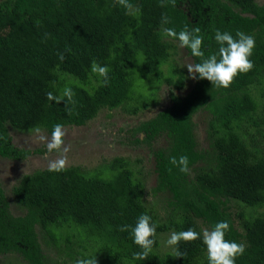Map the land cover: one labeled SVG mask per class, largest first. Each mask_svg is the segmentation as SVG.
Wrapping results in <instances>:
<instances>
[{
    "label": "trees",
    "instance_id": "16d2710c",
    "mask_svg": "<svg viewBox=\"0 0 264 264\" xmlns=\"http://www.w3.org/2000/svg\"><path fill=\"white\" fill-rule=\"evenodd\" d=\"M129 2L131 10L114 0H0V157L21 160L29 153L13 144L8 125L24 132L44 128L52 134L56 124L85 125L102 108L139 99L144 107L155 104L160 83L182 89L184 75L170 59L178 39L165 36V28L177 33L185 26L189 31L199 28L205 58L217 54L219 59L216 30L234 38L237 31L251 35L253 69L239 74L227 89L197 78L187 94L171 92V105L134 130L144 133L134 141L149 146L158 137L168 139L153 152L157 181L151 193L168 195L164 211L172 216L169 223L146 205L144 179L126 157H114L92 170L38 169L13 187L26 209L23 215L10 210L0 184V256L19 254L28 264H61L45 251L42 229L57 247L64 243L82 252L99 247L113 264H208L203 230L228 221L225 239L245 246L235 264H264V210L248 215L230 205L233 200L264 208V3L176 0L172 7L170 0ZM165 15L170 23L162 22ZM185 49L194 65L201 62ZM93 61L109 69L106 84L91 71ZM149 79L158 82L151 95L142 83ZM65 88L73 91L74 103L66 97L59 104L46 98L47 92L63 96ZM202 110L211 113L208 149L198 145L195 132L194 116ZM182 155L189 158L188 173L169 162ZM141 214L157 225L156 244L146 260H134L141 249L131 229ZM125 225L128 230L121 231ZM189 228L201 238L180 242L184 258H175L172 248L157 250L160 234ZM93 257L99 261L94 254L88 258Z\"/></svg>",
    "mask_w": 264,
    "mask_h": 264
},
{
    "label": "rangeland",
    "instance_id": "374dc122",
    "mask_svg": "<svg viewBox=\"0 0 264 264\" xmlns=\"http://www.w3.org/2000/svg\"><path fill=\"white\" fill-rule=\"evenodd\" d=\"M258 1L264 3V0ZM173 42L174 46L171 48L170 59L176 65L178 71L184 75L185 86L182 89H178L166 82L160 83L157 87V79L145 80L142 83L147 95H151L153 89L156 91L155 87L158 88L155 104L144 107L141 99L138 101L132 100L115 109H100L98 114L85 125L63 126V130L66 133L64 136V145L71 146V150L67 153V166H80L81 168L92 170L101 163L111 160L114 157H126L132 163V167L144 179L147 189V196L145 198L146 205L158 213L159 217L162 216V220L166 223H169L172 218V216H168V213L164 211L168 195L165 193L154 195L151 193V190L157 181L153 152L155 149L165 147L168 144V139L165 136L158 137L151 143L152 146H149V144L134 141L136 136L144 137V133L139 132L135 134L134 130L141 122L149 120L160 110L171 105V92L185 95L194 86L195 80L190 77L186 67L189 64L194 65L193 60L187 54L186 49L180 46V42ZM164 67L166 68L167 65ZM134 107H138L135 113L132 111ZM210 116L211 113L208 110H202L194 116L198 145L203 149L209 148L208 131L210 129ZM8 129L13 144L19 149L28 150L29 153L21 160L0 157V184L10 203V210L15 215H23L26 209L16 200L13 187L23 175L32 173L38 169L48 168L49 162L59 158V154L56 151L48 152L47 141L51 139V134L44 128L39 129V133L35 131H19L11 125H8ZM38 135H42L47 139L45 141H39L37 139ZM230 205L234 212L245 211L248 215L258 214L264 210L261 207L253 208L233 200L230 202ZM41 231L42 229L39 231V236L43 247L54 261L60 259L61 264H76L78 259H89L88 257L94 254L99 258L97 264H113L112 260L106 259L105 252L100 250L99 247H97L96 252H93L94 249L82 252V248L78 247V250L76 249L77 246L68 248L64 243L62 248L57 247L52 244L49 238L44 237ZM171 233L159 235L161 245L157 249L158 251L162 253L171 251V247L166 243ZM0 264L28 263L19 254H5L0 256Z\"/></svg>",
    "mask_w": 264,
    "mask_h": 264
},
{
    "label": "clouds",
    "instance_id": "9594fccd",
    "mask_svg": "<svg viewBox=\"0 0 264 264\" xmlns=\"http://www.w3.org/2000/svg\"><path fill=\"white\" fill-rule=\"evenodd\" d=\"M114 2L127 10H131L133 5L129 0H114ZM171 6L175 7L176 0H170ZM161 7L165 3H161ZM163 23H170L169 18L165 15L162 17ZM164 35L174 39H178L182 48H188L193 57L201 59L200 63L195 65H187L190 77L193 80L197 78L201 80H208L212 86L217 88H225L231 86L234 79L239 74H247L254 67L250 57L253 55L255 48V38L251 35H246L243 32L237 31L234 38L228 32L215 31L214 39L220 45L217 54H212L205 58V53L202 51V44L204 37L200 35V29L194 28L191 31L185 26L178 33L173 28H165ZM70 52V49H66ZM61 60L64 59L62 53L59 54ZM91 71L98 73L104 79V83L108 80L109 69L106 66H100L95 61L91 64ZM67 98L68 103H74V93L71 88H65L63 96L54 95L52 92L46 93V98L49 101H55L59 104ZM65 103L66 111L69 115L72 110ZM39 133V128L34 129ZM66 135L63 130V125L56 124L51 134V139L47 141V150L49 153L56 151L59 158L50 161L48 170L50 172H62L67 167V153L71 150V146L64 145V136ZM39 141H45L47 138L38 135ZM169 162L179 168L182 173L189 172V158L182 155L177 159L170 157ZM171 169H169L170 171ZM129 226L121 227V231H127ZM156 228L157 225L151 222V217L147 214H141L136 222L135 227H132L131 234L133 242L141 249V251L133 254L134 260H146L152 252L153 246L156 244ZM230 229L228 221H220L215 224L212 230L204 229L202 233L203 244L206 245L208 264H235L238 256H242L245 252V246L235 241H228L225 239L226 232ZM201 238V233L189 228L186 231L172 232L169 239L166 241L167 245L173 249L175 258H184L186 253L179 250L181 241L191 242ZM76 264H97L96 257L89 259H78Z\"/></svg>",
    "mask_w": 264,
    "mask_h": 264
},
{
    "label": "flooded vegetation",
    "instance_id": "af4514ba",
    "mask_svg": "<svg viewBox=\"0 0 264 264\" xmlns=\"http://www.w3.org/2000/svg\"><path fill=\"white\" fill-rule=\"evenodd\" d=\"M262 3V2H261Z\"/></svg>",
    "mask_w": 264,
    "mask_h": 264
}]
</instances>
